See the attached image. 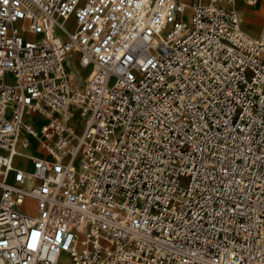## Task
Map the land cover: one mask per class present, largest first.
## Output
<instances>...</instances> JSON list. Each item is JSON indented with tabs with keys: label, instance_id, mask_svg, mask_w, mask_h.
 <instances>
[{
	"label": "built area",
	"instance_id": "2783aa9c",
	"mask_svg": "<svg viewBox=\"0 0 264 264\" xmlns=\"http://www.w3.org/2000/svg\"><path fill=\"white\" fill-rule=\"evenodd\" d=\"M239 1L0 0V264H264Z\"/></svg>",
	"mask_w": 264,
	"mask_h": 264
},
{
	"label": "bare ground",
	"instance_id": "6f19581e",
	"mask_svg": "<svg viewBox=\"0 0 264 264\" xmlns=\"http://www.w3.org/2000/svg\"><path fill=\"white\" fill-rule=\"evenodd\" d=\"M185 11H187V9H185ZM239 11L245 14V18H246L245 21H244V16L241 15ZM262 11H263V4L261 0H257V3L255 5L238 3V13L240 14L241 17V26L249 34L253 35V33H255V31L258 30V27L260 25V15L263 14ZM82 62L85 64H83ZM66 64L70 66V68L67 70L68 75L71 77L70 74H72L73 76L71 78L73 77L76 78L78 76L81 77V73H82L80 72L81 66H78V64L87 66L89 62L84 57H82L81 54L79 55L74 52H71L67 57ZM91 70L92 67L88 70V73L86 75H89L91 73Z\"/></svg>",
	"mask_w": 264,
	"mask_h": 264
},
{
	"label": "rangeland",
	"instance_id": "374dc122",
	"mask_svg": "<svg viewBox=\"0 0 264 264\" xmlns=\"http://www.w3.org/2000/svg\"><path fill=\"white\" fill-rule=\"evenodd\" d=\"M262 1V0H261ZM238 3H244V2H238ZM262 4H263V1H262ZM264 12V4H263V11H262V13ZM239 13L241 14V15H243L244 16V21L246 20V18H245V14H243L242 12H240L239 11ZM263 17H264V13L262 14V15H260V25H261V23L263 22ZM260 25H259V27H258V30H259V28H260ZM258 30H256L255 31V33H253V35H256L259 31ZM77 64V63H76ZM78 66H81V69H80V72H82L81 73V77L80 76H78V77H73L72 79L74 80V84H77V85H79V84H81V82H83V81H85L86 79H87V76L88 75H86L87 73H88V70L92 67V66H90V65H87V66H83V65H79L78 64ZM67 68L69 69L70 68V66H68L67 65ZM71 75V77L73 76L72 74H70ZM83 75V76H82Z\"/></svg>",
	"mask_w": 264,
	"mask_h": 264
}]
</instances>
